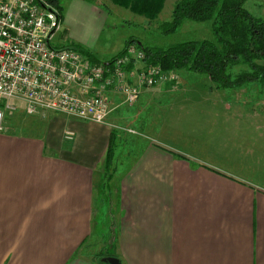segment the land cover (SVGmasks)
Returning <instances> with one entry per match:
<instances>
[{
  "label": "crops",
  "instance_id": "crops-1",
  "mask_svg": "<svg viewBox=\"0 0 264 264\" xmlns=\"http://www.w3.org/2000/svg\"><path fill=\"white\" fill-rule=\"evenodd\" d=\"M109 2L62 5L58 44L95 61L121 54L126 45L114 47L101 10ZM84 9L100 22L93 40ZM185 78L143 88L133 105L112 93L103 122L31 115L23 104L6 110L0 264H97L89 253L97 194L114 186L110 248L122 264H264V96H239L252 82L220 88L208 74Z\"/></svg>",
  "mask_w": 264,
  "mask_h": 264
},
{
  "label": "built area",
  "instance_id": "built-area-1",
  "mask_svg": "<svg viewBox=\"0 0 264 264\" xmlns=\"http://www.w3.org/2000/svg\"><path fill=\"white\" fill-rule=\"evenodd\" d=\"M61 24V10L49 0H0V131L5 111L16 107L11 101L31 115L53 110L103 122L112 93L133 105L143 88L179 81L175 70L146 64L136 42L109 62L57 46L52 40Z\"/></svg>",
  "mask_w": 264,
  "mask_h": 264
},
{
  "label": "trees",
  "instance_id": "trees-1",
  "mask_svg": "<svg viewBox=\"0 0 264 264\" xmlns=\"http://www.w3.org/2000/svg\"><path fill=\"white\" fill-rule=\"evenodd\" d=\"M62 12L61 0H49ZM132 12L156 19L165 0H111ZM247 0H179L173 9L171 21L163 24L164 32H175L185 20L212 23L214 39L187 40L168 47L140 44L148 65L160 64L165 70L187 69L208 74L219 87H239L252 81H264V18L254 16L246 7ZM136 42L135 39L127 41ZM77 48V47H76ZM81 49V48H79ZM91 56L84 49H81ZM92 57V56H91ZM236 65L249 69L233 75ZM112 157L109 154V160ZM107 252V253H106ZM113 252L98 254V264H110L107 257Z\"/></svg>",
  "mask_w": 264,
  "mask_h": 264
},
{
  "label": "rangeland",
  "instance_id": "rangeland-1",
  "mask_svg": "<svg viewBox=\"0 0 264 264\" xmlns=\"http://www.w3.org/2000/svg\"><path fill=\"white\" fill-rule=\"evenodd\" d=\"M69 0H61V5L64 7L67 6V2ZM111 1V0H110ZM179 0H165L162 11L159 13L156 19H149L148 17L140 14H136L132 12L130 9L119 6L112 1L109 3H113L112 8L108 9L107 7H103L105 14L109 13V22L114 25L112 30V40L113 45L117 50H122V48L126 45L127 41L130 39H135L137 41H141L144 44L152 47H168L171 44H175L182 41L187 40H202V39H214V34L212 32V23L211 21L207 22H196L192 20H185L182 25H180L175 32H164L163 24L165 22L171 21L172 13L175 4ZM94 2V1H93ZM62 6V7H63ZM245 7L257 17L264 18V0H247L245 3ZM90 12L88 15H84L83 20L88 24L89 31L87 37L90 40H93L95 33L99 30L100 22L98 21V17L93 15L89 9H84V13ZM79 33H82L78 31ZM59 33V32H58ZM108 33V32H107ZM59 33L52 40V43L60 46L59 43ZM83 35V33H82ZM97 36V33H96ZM107 37V35L105 36ZM106 39V38H105ZM62 46V45H61ZM99 60L105 62L106 59L100 57ZM259 63L264 64V58L258 60ZM243 68L249 69L247 65H236L231 69V73L236 75L240 73ZM181 76L180 82L185 81V77L190 75L195 77V82H204L207 78V74L194 72L186 69L178 70ZM256 82V81H254ZM252 83L246 85L243 93H238L240 97H263L264 96V88H261L260 85L264 83V81H258L259 86H255ZM223 88V87H220ZM229 88V87H227ZM235 88V87H230ZM232 91V90H231ZM231 93V92H224ZM229 97V96H227ZM16 109L19 110L21 108V104L15 102ZM14 110V109H9ZM8 118V111H5V120ZM109 170L105 173L103 180L107 179L109 176ZM100 189H105L104 186L99 185ZM112 188L109 187V193L107 196V192H103L101 194H97L96 205L98 210L96 211L95 219H94V233L96 234V241L94 243H90L89 253L90 257L93 260H96L98 264V254L104 251L113 252L110 248V240L112 243L115 242V238L117 235V229L114 225V218L111 216L113 211H110L108 206H114V201L118 200V194L116 193L115 186ZM108 198V199H107ZM107 199L106 203L105 200ZM109 201V203H108ZM105 203V204H104ZM114 209V208H113ZM111 220V221H110ZM93 244V245H92ZM107 246V247H106ZM110 248V249H107ZM107 253V252H106Z\"/></svg>",
  "mask_w": 264,
  "mask_h": 264
},
{
  "label": "water",
  "instance_id": "water-1",
  "mask_svg": "<svg viewBox=\"0 0 264 264\" xmlns=\"http://www.w3.org/2000/svg\"><path fill=\"white\" fill-rule=\"evenodd\" d=\"M107 260L110 264H121L120 260L114 256L107 257Z\"/></svg>",
  "mask_w": 264,
  "mask_h": 264
}]
</instances>
